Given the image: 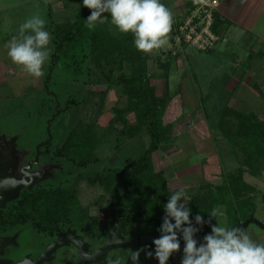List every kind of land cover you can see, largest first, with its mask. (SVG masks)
Segmentation results:
<instances>
[{
    "label": "rangeland",
    "instance_id": "rangeland-1",
    "mask_svg": "<svg viewBox=\"0 0 264 264\" xmlns=\"http://www.w3.org/2000/svg\"><path fill=\"white\" fill-rule=\"evenodd\" d=\"M160 2L171 11L173 23L167 44L150 53L151 59L146 65L145 74L157 88L158 94L169 91L170 100L164 122L172 123L173 129L170 143L163 144L153 154L155 167L166 171L170 189H182L186 193L188 204L192 196L202 190V186L207 183L213 187L220 185L227 173H238L242 167L245 179L256 187L254 193H250L255 196L256 206L252 214L264 223V165L254 167L247 164L248 154L240 144L243 138H236L238 144L234 147L218 126L219 119L224 120L226 113L233 108L242 109L246 113L254 111L260 119H264V95L261 91L264 88L261 85H254L256 81L250 79L251 88L246 86L244 94L240 90L238 93L235 91L237 80L243 77L249 66L253 64L258 67L254 69L255 78L262 72L260 63L263 62V55L251 48L253 42L264 48V16L254 27L257 39L253 31L234 25L225 34L224 42L213 50L203 51L192 44H176L173 39L174 29L186 13L183 5L185 1ZM78 7V0H0V152L15 161L16 155H20L15 147L27 152L36 146L31 158L36 151L32 162L39 167L49 162L50 158L61 162L73 156L77 163L78 156L66 152L64 148L56 153V148L64 146L74 126L91 124L99 136V145L94 152L99 159L98 165L89 164L93 166L82 168H79L80 164L76 165L78 170L72 177L61 176L60 173L57 180L48 171L38 182L43 184L32 191L39 192L47 185L59 184L76 188L81 204L77 209L78 216L88 219L92 216L95 218L91 220L92 225L97 230H104L106 226H111L109 223L115 216L119 217V206L123 200L119 199L115 191L106 193L100 183H91L88 178H94L108 168L128 170L127 158L137 159L146 150L150 139L146 130L133 137L120 132L125 121L129 124L137 123L139 109V105L130 100L123 81H116L121 71L113 73L111 82L100 74L89 81L87 72L78 76L69 71L71 67H68L67 58L63 56L57 66H50L52 52L56 51L52 27L73 20ZM36 14L46 20L45 30L51 36L49 58L43 66L44 75L40 78L30 76L21 66L14 64L6 48L11 38L18 35L20 25ZM102 19L105 29L116 35H125L111 23L110 15L105 14ZM173 51L177 53L173 54ZM160 53H163L162 61L172 58L168 71L156 59ZM121 66L128 73L132 69L130 65ZM73 97H76V101L69 102ZM237 126L238 123L233 122L232 129L236 131ZM43 145H46L45 149L43 147L44 150H40ZM47 150H50L48 155ZM65 169L62 163L60 171ZM4 173L5 169L0 168V176ZM27 187L30 188L29 185ZM23 189L24 186H19L4 191V206H10ZM217 211L218 223L230 228L233 221L226 214L225 207L221 206ZM77 214L73 219L76 220ZM139 222L142 223V220ZM28 228L24 234L30 237L31 246L33 249L40 248L41 242L45 240L41 239L42 236L36 237L40 229ZM141 228V232L161 235L158 226L145 225ZM198 228L203 234L204 228ZM244 231L248 235L251 231L264 235V229L253 222ZM138 245L114 248L106 258L93 264H108L110 258L114 260L116 257H121L125 264H132L131 259H128L131 250L144 248ZM57 254L52 264H67L75 259L68 246L63 245ZM139 264H147L145 251L140 254Z\"/></svg>",
    "mask_w": 264,
    "mask_h": 264
},
{
    "label": "trees",
    "instance_id": "trees-1",
    "mask_svg": "<svg viewBox=\"0 0 264 264\" xmlns=\"http://www.w3.org/2000/svg\"><path fill=\"white\" fill-rule=\"evenodd\" d=\"M78 1L79 7L75 18L52 27L56 51L52 52L50 66L54 68L63 57L67 58L68 67H71L69 71L74 75L79 74L78 76L82 72H87L89 81H93L100 74L111 82L113 73L121 71L116 81H123V87L128 92L130 100L139 105V109L137 123L129 124L125 121L120 132L125 136L133 137L141 133L142 130H146L150 139L146 150L137 159L127 158L128 170L120 167L108 168L95 175L94 178L88 179L91 183H100L106 193L111 191L118 193L119 199L123 200L119 206V217H124L125 222L130 226H134L142 220L141 227L145 225L161 227L165 216L164 206L169 197L177 191L170 189L166 171L157 170L153 159V154L163 144H168L171 141L173 124L164 122L170 100L169 91L166 90L163 94H158L157 88L146 76V65L149 63L151 55L136 49L131 33L116 35L109 29H105L100 22H97L95 28L89 29L86 26V19L91 11L83 6V0ZM200 1L185 0L186 13L195 9ZM181 21L177 23L176 27ZM226 25L217 14L215 27L225 28ZM162 54L160 53L156 59L162 68L168 71L172 58L169 57L162 61ZM122 64L132 67L129 73L122 69ZM62 69H64L63 65ZM75 98H71L69 102L74 103ZM226 114L224 120L219 119L218 121L223 136H226L234 147L238 144L236 138H243L240 144L248 154L246 163L254 167L258 164L259 166L264 165V119H260L254 111L246 113L235 108ZM233 122L238 123L236 131L232 129ZM92 127L91 124L74 126L69 131L64 146L56 148V153L64 148L66 152L78 156L80 161V163L79 161L76 163L73 156L66 157L64 160L68 163L61 161L66 168L61 172V176L72 177L78 170L76 165L79 164V168L89 164L98 165L99 159L94 152L99 145V136ZM45 133L48 138L47 131ZM255 190L256 187L245 179L242 167L239 168L238 173H227L225 180L220 185L213 187L209 183L205 184L200 192H196L192 196L191 202L188 204L193 226L203 227L204 236L210 234L211 225L218 223V215L211 220L210 224L205 223L203 226L196 225L195 216L199 214L205 221H209V213L212 209L224 206L226 214L233 221L230 228L237 227L255 212V196L250 195ZM78 194L76 188L64 184L47 185L44 190H39V192L38 190L28 191L7 209H0V224L8 227L31 222L36 229L50 232L54 231L56 224L61 225V229L64 230L68 224H73L81 227L99 243H103L110 227L120 218L118 215L115 216L109 223L111 226H106L104 230H97L91 222L95 218L90 216L88 219L78 216L77 209L81 207ZM76 214L75 220L73 217ZM178 237L180 243L184 242L182 233H178ZM139 245L144 247L145 252L152 251L154 247L152 242Z\"/></svg>",
    "mask_w": 264,
    "mask_h": 264
},
{
    "label": "clouds",
    "instance_id": "clouds-1",
    "mask_svg": "<svg viewBox=\"0 0 264 264\" xmlns=\"http://www.w3.org/2000/svg\"><path fill=\"white\" fill-rule=\"evenodd\" d=\"M83 6L91 11L86 19L89 29L95 28L97 22L103 23L102 18L108 14L120 33L133 35L134 46L142 53H151L167 44L173 17L160 0H83ZM45 25L46 20L39 14L31 16L20 25L18 35L6 45L12 62L34 78L44 75L43 66L49 58L51 36ZM16 186L9 179L0 181V189L3 190ZM188 201L181 189L175 191L164 206L165 216L159 229L161 235L153 240L159 264H168L170 257L180 251L178 233H182L184 241L181 264H264V244L254 242L241 228H229L216 222L211 225V233L205 235L204 242L198 246L194 237L200 228L193 226ZM217 215L214 208L209 213V221L198 214L195 223L200 226L210 224ZM142 251L145 249L131 250L128 259L132 264H139ZM146 255L152 257L153 252L147 251ZM108 264L125 262L116 257L114 260L110 258Z\"/></svg>",
    "mask_w": 264,
    "mask_h": 264
},
{
    "label": "flooded vegetation",
    "instance_id": "flooded-vegetation-1",
    "mask_svg": "<svg viewBox=\"0 0 264 264\" xmlns=\"http://www.w3.org/2000/svg\"><path fill=\"white\" fill-rule=\"evenodd\" d=\"M41 147H40V150H42L43 147L45 149L46 145L45 146L43 145ZM35 148H36V146H35ZM35 148H33V149L30 148V150H28L27 152L26 151L24 152V150L20 151L19 149H17V147H15L14 149L20 154V155H16L17 158L15 161H13L14 159L8 158L4 154H2V152H0V168L5 169V173L0 176V181L5 180V179L14 180V183L16 185H18L16 187L24 186V189L20 190V193L17 194V197L14 198L12 203L16 202L18 199H21L24 196V194L26 195V192L32 191L36 187L43 184V182L39 183V184H38V182L40 181V179L43 178V176H44V174H46V172L49 171L52 174V176L55 177L54 180L59 179V177L57 175H59L62 171V170L60 171V166L62 163L59 161H56V160L53 161L50 158L49 162H47V163L45 162V164L40 166V167L37 166V163L32 162L33 160H35L36 151H35L33 157L31 158V155L33 154L32 151L35 150ZM48 151H50V150H47V152H46L47 155L49 154ZM40 161H41V159L39 160V162ZM30 162H31V164L29 165ZM44 183H45V181H44ZM28 185L30 186V188L27 187ZM11 188H13V187H11ZM3 196H4V194H3ZM5 198L6 197L4 196L3 200L0 201V204H1L0 209H7V207H9V205L6 207L4 206ZM119 218L121 220L124 217L120 216ZM120 220L117 223H115L113 226H111L110 230L112 229V227H114L116 224H118L120 222ZM125 223H126V229H129V230L137 227V225H138V223H137L134 226H130L127 222H125ZM0 225H1L0 226V264H19V263L35 264V262L39 259V257L43 255V253L46 251V249L53 242L57 241L61 236H68L69 232L73 231V230L76 232V234L79 236V238H81L84 242H86L88 244V252L89 253L93 252L96 248L100 247L105 242L106 238L110 234V230H109V233H108L107 237L104 239L103 243H99L98 240H95L94 238L90 237L87 232H83L81 230V227H78L77 225L68 224L66 229L64 230V229H61V225L56 224V227H55L56 230L54 229L53 232L46 231V230L36 232L37 233L36 237L42 236L41 239H45V240L41 242L40 248H38V249L34 248L33 249V247L30 244V240H29L30 237H28V235L24 234V230L29 229L28 226H31L32 229H36L31 222L20 223L18 225L12 226L10 228H8L7 226L5 227L2 224H0ZM141 226H142V223L134 231L132 230L129 233L125 234V238L131 239V238H134V237L139 236V235H155L153 233L152 234L141 233V231H140ZM58 229H60V230L58 231ZM198 234H201V233L198 232L196 235H198ZM156 236H159V235H156ZM146 243H148V242H146ZM181 243H184V242H181ZM28 244H30V245L28 246ZM143 244H145V243H143ZM62 246L58 247L55 251H53L51 254H49V257L46 258L45 260H43L39 264H52L58 255L57 253H58L59 249ZM64 246H68L71 249V251L73 253L72 256L75 258L67 264H93V263H96V262L85 263L84 261H82L78 246L74 242L66 243V244H64ZM138 246H140V245H138ZM154 249H155V246L153 247L152 251ZM173 255L170 257L168 264L171 263ZM182 256H183V252L181 253L179 259H181ZM147 264H148V256H147Z\"/></svg>",
    "mask_w": 264,
    "mask_h": 264
},
{
    "label": "water",
    "instance_id": "water-1",
    "mask_svg": "<svg viewBox=\"0 0 264 264\" xmlns=\"http://www.w3.org/2000/svg\"><path fill=\"white\" fill-rule=\"evenodd\" d=\"M50 126V121L49 124ZM50 131V130H49ZM51 139V136L49 140ZM14 183V180H11ZM15 184V183H14ZM10 189V188H8ZM7 190V189H6ZM3 189H0V201L3 200V192L6 191ZM1 206V204H0ZM256 223L260 227L264 229V223H262L259 219H257L253 214L250 215L249 218L241 222L237 227L235 228H241L245 230L250 223ZM141 225V222L138 223L137 227L129 230L126 229V223L124 218L120 220L118 224H116L112 229L110 230L109 236L106 238L105 242L98 248H96L93 252L89 253L88 252V244L84 242L79 236L76 234V232L70 231L68 236H61L57 241L53 242L43 253L42 256L39 257V259L35 262V264L41 263L43 260L49 257V254H51L53 251H55L58 247L69 243V242H74L79 249L80 255H81V260L84 261L85 263H93V262H99L103 260L104 258L107 257L109 252L114 249V248H129L133 247L139 243H146V242H153L154 239L159 238V236L156 235H139L131 239H126L125 234L129 233L130 231H134ZM197 242L198 246L200 243H203V234H198L195 235L194 237ZM183 247L184 243H181V248L180 251L174 253L172 261L170 264H181L182 258L179 259L181 253L183 252ZM153 256L148 257V264H159V261L155 258V249L152 251ZM19 264H25V263H19Z\"/></svg>",
    "mask_w": 264,
    "mask_h": 264
},
{
    "label": "crops",
    "instance_id": "crops-1",
    "mask_svg": "<svg viewBox=\"0 0 264 264\" xmlns=\"http://www.w3.org/2000/svg\"><path fill=\"white\" fill-rule=\"evenodd\" d=\"M186 14L187 13H185V15ZM218 14L223 17L224 22L227 24L225 26L226 28L225 34L232 26L238 25L242 27V29H245L246 31H253V33H255V38H256L258 37V35L254 30V27L256 24H258L260 20H262V17L264 16V0H219ZM185 15L183 14L182 19L184 18ZM239 38L241 37H238L237 39ZM252 45H253V47L251 48L252 50H257L258 53L263 55V57H261L263 62L260 63L261 68L263 69L262 72L257 76L258 78H255L254 69H258V67L256 68V66L253 64L251 65V67L249 66V68L245 70L246 73L244 72L243 77L237 80L236 82L235 91H237V93L240 90V92L244 94V91L247 90L246 86L251 88L250 85L253 81H256L254 85L257 86L261 85L264 88V54H263L264 48H262L261 46H256L255 42H253ZM262 46L264 47V36H263ZM250 79H252V82H250ZM257 80L259 81V83ZM261 91L262 94L264 95V90L262 89ZM238 110H242V109H238ZM252 232L254 233V231H251V233H249L251 239L258 244H264V235L261 234L258 235L256 233L253 234Z\"/></svg>",
    "mask_w": 264,
    "mask_h": 264
},
{
    "label": "built area",
    "instance_id": "built-area-1",
    "mask_svg": "<svg viewBox=\"0 0 264 264\" xmlns=\"http://www.w3.org/2000/svg\"><path fill=\"white\" fill-rule=\"evenodd\" d=\"M219 0H202L198 6L187 13L174 29L176 44H192L199 50L210 51L225 40L224 27H215ZM220 16V15H219ZM223 20V17L220 16ZM176 54V51L172 52Z\"/></svg>",
    "mask_w": 264,
    "mask_h": 264
}]
</instances>
